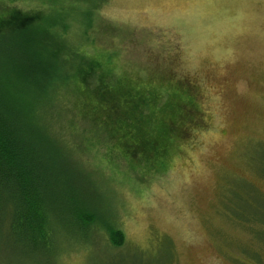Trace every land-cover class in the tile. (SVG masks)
<instances>
[{
    "label": "rangeland",
    "instance_id": "obj_1",
    "mask_svg": "<svg viewBox=\"0 0 264 264\" xmlns=\"http://www.w3.org/2000/svg\"><path fill=\"white\" fill-rule=\"evenodd\" d=\"M94 3L93 45L82 37L91 9L84 0H0V11L43 10L52 23L65 20L70 30L61 35L73 48L113 54L121 72L162 80L171 73L190 86L200 122L189 125L164 175L116 171L107 145L84 155L99 169L91 171L93 189L81 176L75 181L77 200L103 215L99 223L115 214L123 246L93 230L39 254L5 225L0 264H264L262 226L233 216L242 204L250 212L264 206V0Z\"/></svg>",
    "mask_w": 264,
    "mask_h": 264
},
{
    "label": "trees",
    "instance_id": "obj_2",
    "mask_svg": "<svg viewBox=\"0 0 264 264\" xmlns=\"http://www.w3.org/2000/svg\"><path fill=\"white\" fill-rule=\"evenodd\" d=\"M84 1L91 9L80 22L82 37L93 45L99 3ZM44 12L0 11V42H11L0 51V232L7 225L14 240L39 254L93 230L118 248L125 240L115 214L99 223L103 215L77 200L75 181L81 176L93 189L91 171L99 169L84 155L107 145L116 171L168 173L171 152L200 122L195 96L171 73L162 80L121 72L115 55L73 48L61 35L68 23H52ZM257 207L242 204L233 216L262 226L264 239V206Z\"/></svg>",
    "mask_w": 264,
    "mask_h": 264
}]
</instances>
